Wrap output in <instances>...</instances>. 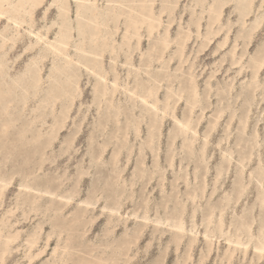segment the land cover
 <instances>
[{
    "label": "rangeland",
    "instance_id": "rangeland-1",
    "mask_svg": "<svg viewBox=\"0 0 264 264\" xmlns=\"http://www.w3.org/2000/svg\"><path fill=\"white\" fill-rule=\"evenodd\" d=\"M221 1L149 0L157 14L166 5L176 6L174 12L163 13L159 30L151 36L145 27L141 29L139 47L136 37L131 42L123 39L127 20L125 15L120 17L114 43L118 46L116 62L110 51L100 60L109 81L117 72L126 89L138 85L140 93L149 85L158 89L145 105L120 87L115 95L122 110L118 124L113 108L94 94L96 76L75 62L67 66L64 55L48 48L52 42L62 46L60 41L65 40L69 54L80 56L78 44L89 35L81 29L90 25L85 9L90 1L43 0L35 9L33 23L27 16L29 23L21 27L16 42L9 41L0 49V59L7 53L6 73L0 81L18 79L21 83L9 95H2L4 88L0 87V176L9 182L0 205V226L6 224L12 234L18 232L6 253L2 249L5 237L1 238L0 264H264V251L261 256L258 250H264V0H254L251 7L247 0H227L221 22L212 23L209 4L217 9ZM64 2L69 3L67 15ZM97 3L102 14L129 11L127 0ZM28 7L20 15L28 14ZM201 14L198 30L195 22ZM257 18L261 24L249 39ZM69 25L72 37L59 38L61 29ZM189 27L192 35L181 56L179 46ZM167 28L172 42L159 61ZM4 33H15L5 18L0 21V44ZM91 43L87 37L81 48L89 49ZM150 54L153 61L149 63ZM87 57L94 58L90 53ZM55 67L62 70L61 75L54 74ZM39 74L43 79L35 90ZM194 81L201 102L191 114L198 131L192 150L172 116L162 121L160 136L155 129L152 150L147 143L154 115H148L146 108L151 110L156 99L164 108L168 93L171 104L183 95L173 113L184 119L190 115L188 98ZM77 85L82 90L73 98ZM54 115L57 125L66 116L65 126L47 146L49 135L57 131V125L52 130ZM218 115L219 122L208 135ZM139 119L140 135L132 127L126 136L128 121ZM5 122L8 130L4 132ZM70 141L73 144L68 147ZM172 156L173 167L169 163ZM26 183L39 189L49 187L61 195L72 193L73 199L70 205H64L60 195L44 194L36 200L32 197L36 191L24 188ZM89 200L94 205L86 210ZM213 212L214 222L208 224ZM181 216L183 236L177 228ZM30 252L34 254L31 262Z\"/></svg>",
    "mask_w": 264,
    "mask_h": 264
},
{
    "label": "bare ground",
    "instance_id": "bare-ground-1",
    "mask_svg": "<svg viewBox=\"0 0 264 264\" xmlns=\"http://www.w3.org/2000/svg\"><path fill=\"white\" fill-rule=\"evenodd\" d=\"M43 0H18L17 2H15L14 0H0V21L5 18L8 21L12 22L13 27L15 28V33H13L12 36L8 35V34H1V36H3V41L0 44V49H5L8 45L9 41H13V44L16 42L17 36L21 35V27L25 24V23H29V19L27 18V16L29 15L31 18V21L33 23V14L35 12V9L37 7V5H39ZM90 4L88 7H85V9L88 10V14H87V20L89 21L88 27H82L81 31L83 32H88L89 35H87V37H91V46L89 49L86 48H81V45L85 44L86 42V38L81 42V44H78L79 46L77 47L79 50H81V54L80 56H78L77 58L72 57L69 54V42L68 41H60L62 46H57L55 45L53 42L49 43L48 48L52 49L54 51V53L58 54V55H64L65 60H66V65L68 66L69 64L75 62L76 65L78 66H83L86 68V71L88 73H93L96 76V84L94 87V94L96 97H100L101 101H104L107 104L108 108H113V114H114V118L116 120V123H120L121 122V115H122V110H121V106L120 103L115 102V95L117 93V91L120 89V87H124L126 89V87L124 85H121L119 82V75L116 72L114 80L113 81H109L108 78V72L106 71V69L103 66V62L100 60H103V57L105 55L106 51H110L112 53H115V58H112L113 62H116V58L118 57V46H116L114 43L116 41L115 39V35L117 34L118 30L120 29V26L118 25V22L120 20V17L122 15H125V18L127 20V23L125 25L126 31L125 34L123 35V39L127 40L128 42H131V39L133 37H136L137 39V45L138 47L141 45V39L143 34L141 33V29L143 27H145L147 29L148 34L151 36L152 34H154L155 30L158 31L159 30V26L162 24V15L165 11L169 10V13L174 12L175 6L176 4H172V5H166L162 8L160 14H157L153 8L151 6L148 5L149 0H127V5L129 7V11L128 12H122V13H118L117 11H110L109 13H105L102 14L101 12H99L98 10V3L97 0H89ZM115 1H120V0H115ZM178 2V0H177ZM227 0H223L219 3V6L217 9H215L214 3L209 4V9L210 11L212 10L214 15L212 16V23H220L221 22V16H222V9L223 6L227 3ZM248 2V6L251 7L254 3V0H247ZM68 2H64V7H68ZM154 4V1H152V5ZM28 5V9L29 12L28 14H26L25 16L20 15L22 13V8L24 6ZM121 6H123V3L121 4ZM68 9H66L65 14L68 12ZM80 15V8L79 11H77ZM64 14V15H65ZM67 15V14H66ZM202 14L198 17L197 21L195 22L198 30H200V28L202 27ZM264 17V16H263ZM81 18V17H80ZM80 21V19H79ZM262 19L257 18L255 20L254 26L250 29L249 31V39L253 37L254 31L260 26ZM91 22H93V25L91 24ZM111 22H114V28L111 27ZM245 24L247 23L246 20L244 22ZM211 24V23H210ZM113 29V30H112ZM220 30V29H219ZM167 32V36L165 38H163L162 43L163 46L161 47V51L162 54H158V59L159 61H161V59H163L164 57V52L169 48L170 44L172 41H170L169 39V30L167 28L166 30ZM219 32V31H218ZM217 33V32H216ZM214 33V34H216ZM38 37L39 40H41V37L38 36L39 32L35 33ZM71 36L72 35V27L71 25H69V27H65L63 29H61L60 31V37L59 38H64L66 36ZM92 35V36H91ZM192 35V30L189 27L188 31H185L184 33V37L182 36V42L180 43L179 46V50H180V55L183 56L184 55V50L186 48V43L187 41L191 38ZM72 37V36H71ZM229 38V35H226V40ZM102 40L100 45H95L94 42L97 40ZM59 41V40H58ZM12 44V46H13ZM11 46V47H12ZM10 47V48H11ZM35 45L33 44L32 47H30L31 49H34ZM120 47V46H119ZM129 48L131 49V45H129ZM237 49V46H235L233 48V52L235 53ZM131 51V50H130ZM92 54L93 55V59H90L87 57V54ZM7 53L3 54L1 59H0V76L4 75L6 73L5 69L7 66V61L4 60V58L6 57ZM131 55H127V60L130 61ZM153 61L152 55L150 54V62ZM133 65V63H129V65ZM263 61L259 63V68L262 66ZM134 66V65H133ZM150 66V64H149ZM55 75H61L62 74V70L58 69L57 67H55V69L53 70ZM149 72V71H148ZM128 74H131V70L128 71ZM43 77L39 74L38 78L35 79L34 82V89L37 90L39 89V85L42 82ZM60 79V78H59ZM195 80V78H194ZM59 81V80H58ZM21 83H19L18 79H12L10 82L2 80L0 81V87L4 88L1 89V94L2 95H9L13 92L14 87L16 85H19ZM68 84L72 86V81H68ZM99 85L102 86L101 89H99ZM139 87L136 86L135 89H126V95L129 97H134V98H140L142 100V102L147 105L150 103V99L151 98H155L156 94H157V89L158 87L156 85H149L148 87H146V91L140 93L139 91H137L136 89ZM81 87L79 85H77L74 90H73V98H75V96L78 94L80 95L81 92ZM26 92H28V89H26ZM77 92V93H76ZM76 93V94H75ZM108 95L110 97H108ZM171 94L168 93L166 95V101L163 104L164 108L160 107V99H156L155 101H153L151 103L152 108L150 110V108H146L147 110V114L148 115H154V119L151 121V130L149 132V143H147L150 148L152 150H154L153 147V142H154V136H155V129L158 128V133L159 136L161 134V124L162 121L167 117V116H172L177 124L179 125V127L181 128V132L182 134L185 135V142H186V146L188 147V149L191 151L194 145V142L196 140V137L198 135V131L197 129L193 126V120H192V116L191 114L194 112V109L197 106H200V102H201V98H200V92L198 89L197 84L194 81V84L191 86L190 89V95L188 98V104L190 107V115H186L184 117V119H179L174 113L175 110V106L176 103L179 99H181L183 97V95H179L178 98L175 100L174 104H171L170 98H171ZM58 99V97L56 98ZM3 98L0 95V104L2 102ZM117 109V111H116ZM9 108H6V113H8ZM53 112V111H52ZM146 112V111H145ZM174 112V113H173ZM54 113V112H53ZM10 115V113H9ZM204 115V112H202L199 121L201 120V117ZM54 117V125L52 127V130L54 131V128L56 127V125L58 124V117L57 116H53ZM221 115H218L214 121H212L209 130H208V135L210 134V132L216 128L219 119H220ZM38 118V116H35L31 119L32 123H35L36 119ZM65 118L66 116L63 118L64 121L62 124L59 123V125H57V131L53 132L49 135V140H48V144L47 146H50L53 144V141L56 139L58 131L61 130L64 126H65ZM247 119L248 116H246L243 121L242 124L245 127L246 123H247ZM140 120V119H139ZM140 123L141 120L139 122L136 121H128V125L126 127V136L129 134V130L133 127L136 131V136L140 135ZM5 126V130H3L4 132L8 130V123L5 122L4 123ZM51 130V131H52ZM27 133V132H26ZM177 133H174V136H178L176 135ZM208 135L206 136V140L205 143L202 147V154H203V159L205 160V153L207 151V147L206 145L208 144ZM42 134H39V137H41ZM175 139V138H174ZM73 144V141L69 142L68 147H71ZM106 145L103 146L102 148V152L104 151ZM121 153V148L115 152L114 154V158L118 159L119 155ZM159 156L158 153L156 155V159H155V165L158 166L159 164V160H158ZM169 163L170 166L173 167L174 166V156L170 157L169 159ZM196 177H197V172L195 173ZM188 183V181H187ZM9 182L4 178V176H0V205H1V201L3 199V196L5 194V191L8 187ZM24 188L29 189V190H33L36 191L35 194L32 196L34 199L38 200L40 199L44 194H48L51 197L55 198V197H59L60 195V199L62 201H64V205H70L72 199H73V195L72 193H69L68 195H61V194H57L56 191H53L51 188L47 187L45 189H39V188H35L33 186H31L29 183L24 184ZM206 188V183L203 186V190H205ZM245 187H243L240 190V193L242 194L245 191ZM53 200H51L52 202ZM92 200L89 201H85V205H86V210L89 209L90 205H94L92 202ZM53 207V206H52ZM220 222H221V227L223 225V214L220 215L219 217ZM214 222V212L210 215V217L208 218V224H211ZM184 217L181 216L179 219V225L177 226L178 230L181 232L182 236L185 233V228H184ZM2 224H5V220H2ZM7 229V230H6ZM6 231H8L6 234ZM18 236V232H16L15 234H12L9 230V227H5L2 228V226H0V242H1V238L5 237V241L3 242V252L6 253L8 251V248L10 247L11 242ZM38 236L37 233L32 234V237L34 239H36V237ZM182 236L179 235L178 236V244L181 242L182 240ZM206 238H209L208 235H205ZM35 242V240L33 241ZM58 248H55V252ZM247 250V247L246 249ZM259 250V255H263V248H258ZM29 258H30V262L32 261V259L34 258V254H32L31 252L29 253ZM191 257V254H190Z\"/></svg>",
    "mask_w": 264,
    "mask_h": 264
}]
</instances>
